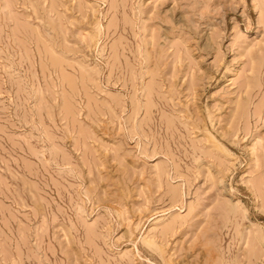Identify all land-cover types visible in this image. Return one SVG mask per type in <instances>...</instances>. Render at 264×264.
Returning <instances> with one entry per match:
<instances>
[{"label":"rangeland","instance_id":"374dc122","mask_svg":"<svg viewBox=\"0 0 264 264\" xmlns=\"http://www.w3.org/2000/svg\"><path fill=\"white\" fill-rule=\"evenodd\" d=\"M0 264H264V0H0Z\"/></svg>","mask_w":264,"mask_h":264}]
</instances>
